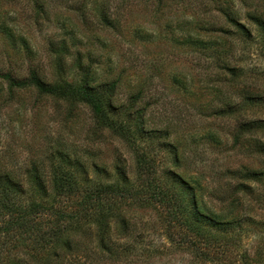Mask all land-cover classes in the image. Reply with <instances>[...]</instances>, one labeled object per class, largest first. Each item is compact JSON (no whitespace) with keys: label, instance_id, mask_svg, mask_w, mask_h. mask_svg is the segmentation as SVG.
<instances>
[{"label":"rangeland","instance_id":"374dc122","mask_svg":"<svg viewBox=\"0 0 264 264\" xmlns=\"http://www.w3.org/2000/svg\"><path fill=\"white\" fill-rule=\"evenodd\" d=\"M79 1L83 0H51L50 22L36 20L24 0L3 5L16 14L33 53L14 48L0 34V74L11 72L23 78L36 68L47 81L79 78L75 60L80 51L83 63L93 65L104 80L119 82L118 103L140 93L146 127L169 132V141L178 147L181 166L175 168L163 151L157 150V178L161 179L168 168L176 169L187 181L199 182L209 206L227 210L236 184L230 172L242 168L264 171V154L257 149L264 133L248 134L239 145H233L238 125L264 119V108L246 106L231 117L215 115L227 104L238 105L245 93L264 95V40L247 17L252 13L264 16V4L260 0H171L156 11L141 0H114L117 29L113 30L102 26L93 15L103 0L85 2L89 24L71 10ZM223 9L251 32L250 39L227 23L220 12ZM213 26L230 32L214 31ZM142 33L151 37H142ZM188 35L202 43L185 41ZM62 39L73 52L66 59L65 73L58 70L55 56L48 50L50 41ZM227 68L236 70L237 77ZM58 151L108 169L121 158L131 166L132 175L141 174L136 170L138 158L128 145L98 128L86 107L71 110L67 103L40 97L34 90L10 92L0 77V172L23 177L32 164L50 171V159ZM258 192L264 194V186H259ZM140 196L149 198L150 193ZM122 209L139 234L138 241H132L136 252L130 257L131 264H210V260L196 259L186 246L178 244V234L183 230L168 225L163 207L153 202L151 206ZM243 210L264 221V204L248 195L237 212L241 215ZM245 253L250 264H264V243L254 235L243 246L230 249L220 262L216 255L212 259L216 258L217 264H243L241 256ZM88 256L82 254V262L88 263ZM3 257L2 264H9L6 258H33L24 245L5 251Z\"/></svg>","mask_w":264,"mask_h":264},{"label":"trees","instance_id":"16d2710c","mask_svg":"<svg viewBox=\"0 0 264 264\" xmlns=\"http://www.w3.org/2000/svg\"><path fill=\"white\" fill-rule=\"evenodd\" d=\"M19 1L0 0V34L14 48L23 47L32 54L31 42L21 32L16 14L3 8L5 4L16 5ZM24 1L36 20L50 22L51 0ZM86 1H79L71 10L85 24H89L85 14ZM113 1L103 0L93 15L97 16L102 26L114 30L117 29V18L112 11ZM141 1L159 11L171 0ZM260 3L264 4V0ZM220 12L236 32L248 39L252 37L251 32L228 10ZM247 17L264 40L263 14L252 13ZM71 28L75 31L73 26ZM211 29L226 34L230 32L216 26ZM72 36L78 39L77 33H72ZM141 36L151 37L146 33ZM185 41L202 43L191 35L186 36ZM48 50L55 56L58 70L65 73L66 59L73 53L70 45L65 39L50 41ZM76 55L75 67L81 73L79 78L69 80L60 77L47 81L36 68H31L23 78L15 77L11 72L0 74V77L10 92L34 90L40 97L67 103L71 110L78 106L86 107L98 128L128 145L138 158L136 170L141 174L137 177L132 175L131 166L121 158H117L112 168L108 169L62 151L50 159V171L32 164L23 177L9 171L0 172V264L5 251L16 250L20 245H24L33 258H6L7 263L131 264L130 257L136 252L132 241H138L139 234H135L122 207H146L153 202L166 210L168 225L183 230L178 234V244L186 246L196 259L205 258L211 261L210 264H217L214 262L216 258L220 262L230 249L243 246L253 235L259 238V243H264V221H257L245 212L247 209L241 215L237 212L247 195L264 204V194L258 192V187L264 186V171L242 168L230 172L236 184L230 206L225 211L209 206L203 198L205 189L199 182L187 181L176 169L168 168L158 179L157 150L163 151L175 168H179L182 162L178 147L169 141V132L146 127V109L139 106L140 93L131 95L124 103H118L119 82L104 80L93 65L83 63L80 51ZM227 70L237 77L236 70ZM246 106L264 108V95L245 93L238 105L227 104L215 115L231 117ZM255 132L264 133V119L241 122L233 134V145H239L248 134ZM257 144L258 152L264 154V140ZM142 192L150 193V197L140 196ZM82 254L89 255L85 257L90 259L88 263L86 260L82 262ZM247 255L241 256L243 264H250ZM261 255L256 253V256ZM213 256L216 258L212 259Z\"/></svg>","mask_w":264,"mask_h":264}]
</instances>
